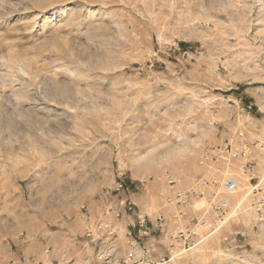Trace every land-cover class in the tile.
I'll return each mask as SVG.
<instances>
[{
  "label": "rangeland",
  "instance_id": "1",
  "mask_svg": "<svg viewBox=\"0 0 264 264\" xmlns=\"http://www.w3.org/2000/svg\"><path fill=\"white\" fill-rule=\"evenodd\" d=\"M230 142L251 172L172 264H264V0H0V264H94L120 180L173 230L167 177L199 213L225 172L202 156Z\"/></svg>",
  "mask_w": 264,
  "mask_h": 264
},
{
  "label": "built area",
  "instance_id": "2",
  "mask_svg": "<svg viewBox=\"0 0 264 264\" xmlns=\"http://www.w3.org/2000/svg\"><path fill=\"white\" fill-rule=\"evenodd\" d=\"M248 156L249 150L246 146L241 147L231 142L208 148L202 160L204 157H211L214 165L210 167L216 165L225 170L221 189L217 188L213 192L209 200L212 204L209 203L208 208L197 210L199 213L196 214L189 210L190 196L188 193L180 188L175 189L177 191L175 201L171 194H167L166 198L170 201L168 204L177 205L173 211V230L169 229L164 213H156L154 219H151L149 214L143 213L133 200L126 183L123 180L117 181L115 188L104 194L102 215L88 231L87 235L93 242V255L90 261L94 264H172L173 248L177 247V250L183 252L192 249L205 237L203 233L201 234L202 228L211 229L213 226H218L215 223L223 222L227 214L226 209L229 208V198L237 188L236 181L230 178L233 175L229 170L235 162H240L244 171H250ZM207 161L205 159V162ZM167 182L174 188L177 179L170 175L167 177ZM253 204L262 209L264 195ZM122 231L125 233L126 240L119 244ZM174 232L176 236H173ZM164 238L170 239L169 246H167L170 255L159 257L158 246ZM48 252L49 249L46 250V253ZM54 264L76 263L72 262V258L68 259V255L63 254Z\"/></svg>",
  "mask_w": 264,
  "mask_h": 264
},
{
  "label": "bare ground",
  "instance_id": "3",
  "mask_svg": "<svg viewBox=\"0 0 264 264\" xmlns=\"http://www.w3.org/2000/svg\"><path fill=\"white\" fill-rule=\"evenodd\" d=\"M248 158H249V156H248ZM250 162H251V160L249 159V163H250ZM250 166H252V164H250ZM246 171H247V172H251V170H250V171H249V170H246ZM230 178L234 179L235 181H238V180H236V178H234L233 176H231ZM251 179H252V178H250V180H251ZM224 184H225V183H224ZM176 186H177V184H176ZM176 186H175L174 188H172V190H173V191H172L173 201H175V199H176V197H177V195H175V192H177L175 189H178ZM257 187H258V186L255 185V186H253V189H252V191H253V195H251V200H252V201H251V205H252V206H254L253 202H258V201L262 198V196L264 195V194H263V195L260 196L259 198L255 197L256 193H254V191L256 190ZM182 191H184V190H182ZM184 192H186V191H184ZM186 193H187V192H186ZM254 194H255V195H254ZM168 202H170V201H168ZM211 204H212V202H211ZM211 204H210V205H211ZM175 206H176V207H175V209H176V208H177V205H175ZM204 208H206V207H204ZM252 208H254V209L257 210V211H260V210H262L264 207L261 209V208H259V207L256 205V206H254V207H252ZM226 211H227V209H226ZM173 215H174V213H173ZM173 215H172V216H173ZM220 223H222V222H217V223H215V224H216V225H219ZM212 228H214V226H213ZM212 228H211V229H212ZM211 229H210V230H211ZM201 232H202V230H201ZM201 234H202V233H201ZM173 236H176V232L173 233ZM169 242H170V239H168V244H166L167 246H169ZM199 243H200V242H199ZM175 248H177V247H175ZM175 248H173V249H175ZM175 255H176V254H175ZM175 255L172 257V260L175 259V257L177 256V255H176V256H175ZM237 259H238L239 262H235L234 264H244V263H241V262H245V261H247V257L244 258V256L238 257Z\"/></svg>",
  "mask_w": 264,
  "mask_h": 264
}]
</instances>
